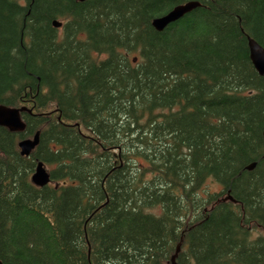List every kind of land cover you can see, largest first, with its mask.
I'll list each match as a JSON object with an SVG mask.
<instances>
[{"label":"trees","instance_id":"trees-1","mask_svg":"<svg viewBox=\"0 0 264 264\" xmlns=\"http://www.w3.org/2000/svg\"><path fill=\"white\" fill-rule=\"evenodd\" d=\"M250 40L264 0H0V106L26 125L0 126V262L264 264Z\"/></svg>","mask_w":264,"mask_h":264},{"label":"water","instance_id":"water-1","mask_svg":"<svg viewBox=\"0 0 264 264\" xmlns=\"http://www.w3.org/2000/svg\"><path fill=\"white\" fill-rule=\"evenodd\" d=\"M81 2L86 0H79ZM198 7V4H188L184 8L175 9L172 13L165 15V17L158 18L154 21L153 25L158 31H163L170 24L185 16ZM250 53L252 63L262 77H264V48L257 44L255 41H249ZM24 109L9 108L6 106H0V126L7 127L11 131L21 132L26 128L25 123L21 118V113ZM264 136V135H263ZM40 133H37L33 139L22 140L19 143V149L23 156H29L39 144ZM255 164L252 165L249 170L254 169ZM32 182L39 187H44L51 183V175L44 163L40 162L37 169L32 176ZM0 264H2L0 262Z\"/></svg>","mask_w":264,"mask_h":264},{"label":"rangeland","instance_id":"rangeland-1","mask_svg":"<svg viewBox=\"0 0 264 264\" xmlns=\"http://www.w3.org/2000/svg\"><path fill=\"white\" fill-rule=\"evenodd\" d=\"M207 187L210 188L211 191L215 192V191H220L221 186L213 181H208L207 182ZM257 236L259 235V232L255 233Z\"/></svg>","mask_w":264,"mask_h":264},{"label":"bare ground","instance_id":"bare-ground-1","mask_svg":"<svg viewBox=\"0 0 264 264\" xmlns=\"http://www.w3.org/2000/svg\"><path fill=\"white\" fill-rule=\"evenodd\" d=\"M84 2V1H83ZM192 3H195V4H198V3H196V2H190L189 4H192ZM188 5V3L186 4V5H182V6H178V7H176L175 9H178V8H184V7H186ZM200 5L198 4V7H199ZM197 7V8H198ZM174 9V10H175ZM174 10H172L170 13H172ZM169 14V13H168ZM51 175V174H50Z\"/></svg>","mask_w":264,"mask_h":264}]
</instances>
